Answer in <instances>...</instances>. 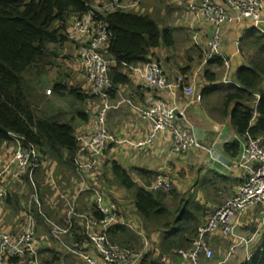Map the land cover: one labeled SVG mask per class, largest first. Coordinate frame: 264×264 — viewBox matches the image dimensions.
Returning a JSON list of instances; mask_svg holds the SVG:
<instances>
[{"label":"built area","instance_id":"built-area-1","mask_svg":"<svg viewBox=\"0 0 264 264\" xmlns=\"http://www.w3.org/2000/svg\"><path fill=\"white\" fill-rule=\"evenodd\" d=\"M93 8L103 12L122 11L139 13L145 0H95ZM186 17L191 22V42L199 49L202 60L194 76L200 73L211 60L219 58L224 63L223 83H234L230 78L231 56L222 50L223 26L237 21H250L251 27L264 33V0H187ZM211 24V36L205 41L201 32L194 28L198 19ZM70 55L76 60L90 85V93L96 111L88 129L78 131L76 140L78 150L74 157L78 180L67 188L62 187L54 175L53 161L41 152L39 146L26 142L23 136L10 133L13 147L10 151L4 148L5 155L0 156V264H49L41 260L38 252V222L34 209L43 217L50 227L49 244L56 242L73 255L80 257L85 264H140L150 248L151 240L141 231L144 242L143 250H133L110 240L108 232L114 226L135 227L126 210L102 190L100 183L94 179L102 167V159L108 143L120 141L110 132L108 112L112 108L109 90L112 87L110 69L115 60L106 56L105 50L112 39V32L107 23L97 18L93 11L82 18H72L68 29ZM240 43L238 40L237 44ZM130 71L140 80L143 87L158 92L168 91L175 94L177 90L195 98V82L187 84L183 74L174 78L166 73L163 65L155 59L137 63ZM48 93H51L48 90ZM257 96V101L260 96ZM178 108L164 98L158 99L149 107L142 108L140 113L150 123L147 140L130 142L133 148L152 144L166 131L172 132L171 153L182 155L191 149H205L210 153L217 142L207 148L189 130L183 128L178 119ZM242 156L236 166L244 172V180L234 195L211 213L205 224L199 227L198 236L190 249H179L163 255L160 261L169 263L174 256L186 264H200L201 259L211 260L214 255L208 238L219 236L231 239L232 249L245 245L248 247L264 225V211L261 224L249 237L236 233V228L252 208L261 205L264 210V136L253 137L248 131L244 134ZM121 143V142H120ZM40 170L47 172L49 185L54 190L50 203L61 206L60 220L53 218L45 210L41 197V188L37 181ZM24 180L32 188L28 201L23 204L24 219L18 232L5 223L7 201L10 186ZM172 181L159 172L149 187L153 192L170 191ZM83 195L89 197L92 207L100 218L89 210L79 208ZM77 234L83 235L88 249L72 246L69 240ZM251 254L249 255V257Z\"/></svg>","mask_w":264,"mask_h":264},{"label":"trees","instance_id":"trees-1","mask_svg":"<svg viewBox=\"0 0 264 264\" xmlns=\"http://www.w3.org/2000/svg\"><path fill=\"white\" fill-rule=\"evenodd\" d=\"M94 2L96 1L0 0L1 150L13 147L10 133H14L23 136L26 142L39 146L47 159L56 162L57 166L72 171L76 169L74 157L78 150L77 125L78 121L84 123L89 120V112L83 106L94 96L88 90L57 82L53 86V92L75 99L71 112L40 114L36 109L35 87L31 83L33 77L40 76L45 69L49 57L57 55L56 51L67 44V24L72 18H82L93 11L97 18L107 23L113 34L105 50L106 56L116 61L110 69L111 97L116 94L119 85L129 82L126 69L130 70L131 66L137 63L154 59V51L159 47L172 45L171 27L161 25L151 15L122 11L103 12L93 8ZM240 44L243 64L232 75L229 72L234 83L225 84L222 81L210 88H204L201 94L221 89L225 113H230L238 134L244 135L249 131L253 137L264 136V33L250 27L245 31ZM211 63L224 67L219 58H214L209 62ZM205 76L211 82L215 79L210 71H206ZM256 95L260 96L259 101ZM237 147L238 144L234 143L226 146V150L235 155ZM105 164L106 162L103 166ZM110 168L114 180L126 190L134 192L136 211L145 230L152 232L155 229H163L160 251L163 254H171L179 249H190L198 236L200 219L203 217L189 207L190 200H179L181 194L177 189L153 192L139 187L130 173L116 161L110 162ZM146 173H149L152 181L155 180L153 173ZM25 182L28 184L25 193L31 194L32 188L27 180L22 183ZM148 183L151 186L153 182ZM43 196L41 193L45 202ZM17 197L19 200L22 198L21 195ZM11 199L9 196L8 201ZM90 211L96 218H100V214L93 207ZM34 215L37 222H44L36 209ZM108 235L114 243L138 250L141 236L130 227L114 226ZM214 237L216 236L210 238ZM71 241L69 240L70 243ZM74 241L76 242L72 244L77 247L75 243H84L86 239L82 235H76ZM52 256L48 263L59 261L57 255ZM141 263L164 264L153 257L152 253H147ZM242 264H264V229L260 233V243L250 258Z\"/></svg>","mask_w":264,"mask_h":264},{"label":"crops","instance_id":"crops-1","mask_svg":"<svg viewBox=\"0 0 264 264\" xmlns=\"http://www.w3.org/2000/svg\"><path fill=\"white\" fill-rule=\"evenodd\" d=\"M170 4L164 3V19L168 22L172 29L173 43L170 46H161L154 52V59L163 65L166 73L170 78H174L177 74L185 76L187 84L195 82L196 96L191 99L186 96L182 90H177L175 94L168 91H154L143 87L140 80L129 70L126 73L129 76L127 84L119 85L114 96H110V103L112 108L108 112V127L110 132L121 142L108 143L102 159V169H99V174L96 175L94 181L99 184L102 179L107 184L104 187L110 192L112 199L119 202V204L126 210L131 222L134 223V232H143L152 242L147 253H152L153 257L160 258L163 254L161 248V234L163 229L153 230L148 232L145 230L144 224L137 214L134 192L128 191L120 186L113 178L111 173L110 162L116 161L125 168L139 187L149 189V181L153 182L148 175L153 173L154 177L161 172L168 177L176 189L181 194L179 197L188 200L190 197L195 198L199 204H203L206 210L202 214L201 225L208 220L209 213H213L216 209L221 207L228 198L234 195L240 184L244 180L245 172L236 166L237 161L242 156L243 145L246 142L244 135L238 134L236 128L231 121L230 113H225L224 98L221 89L210 90L209 93L202 95V91L206 87L220 84L225 75L224 67H220L217 63L207 65L196 76L197 69L202 60V54L191 42L192 27L186 17L187 0H166ZM145 2V1H144ZM151 11L153 10L150 7ZM146 12V9L141 12ZM72 20V19H71ZM172 20V23L171 21ZM70 28V21L67 24ZM251 27L250 21H237L232 24L223 26L222 50L231 56L230 74L237 70L243 64V58L240 53L241 44H237L238 40L241 42L245 31ZM194 28L201 32L203 40L207 41L211 36V24H208L204 19H198L194 23ZM67 29V32H68ZM65 45L69 49V45ZM191 44V45H190ZM74 60V59H73ZM73 63L75 68V76L78 78L77 84L82 85L83 90H90V85L84 73L81 70L79 63L75 60ZM210 71L215 79L213 82L208 81L205 74ZM164 98L173 103H176L178 108V119L184 129L189 130L193 136L198 138L207 148L217 142L213 147V152L210 153L205 149H191L182 155H174L171 153L172 146V132L166 131L160 134L152 144H147L141 148H133L130 142H137L147 140L150 133V123L140 113L142 108H146L154 104L158 99ZM94 100H89L88 112L90 118L87 122L78 121V131L86 130L91 125V120L96 111ZM252 103V102H251ZM253 104V103H252ZM91 110V112H90ZM234 143L238 144L235 155L227 152L226 146ZM6 147V145H4ZM7 151H10L6 147ZM106 162L105 167L103 166ZM53 171L62 187L67 188L72 185L73 181L78 180L77 177L70 179L72 170L57 166L54 162ZM101 170V171H100ZM140 171V173H139ZM45 170H40L37 174V181L41 192L44 195L45 210L53 218L60 220L61 206L51 204L50 201L54 196V190L49 185V180ZM111 181V183H109ZM152 184V183H151ZM11 201L19 200L18 195L25 193L28 190V184H12L10 186ZM49 195H52L49 198ZM128 198H131L132 205H128ZM22 200V198L20 199ZM11 201H7L8 203ZM19 202L14 206L13 211H19ZM92 207L89 197L83 195L80 200L79 208L89 210ZM23 209V207H22ZM12 216L14 213L12 212ZM254 211L251 210L243 217L242 222L236 228V233L241 234V228L249 225L253 221ZM11 222V221H10ZM258 223V221H256ZM19 227L12 228L13 232L17 233ZM44 220L42 224L38 222V228L44 229L46 234H50V227ZM199 226V227H200ZM37 229V232H39ZM42 232V231H40ZM39 234L44 237L46 234ZM139 234V233H138ZM80 235V234H77ZM140 235V234H139ZM83 236V235H82ZM141 236V235H140ZM245 236V235H244ZM84 237V236H83ZM76 238V237H75ZM75 238L72 239V242ZM142 238V236H141ZM222 238V237H221ZM250 238V237H249ZM38 252L42 261L47 262L52 260L53 254L58 256L56 264H70L71 258L75 255L63 248L56 242L49 244L48 242L39 241L37 237ZM87 244V243H86ZM82 243H75L80 249H88V246ZM76 247V248H77ZM253 252V251H252ZM44 255H47L44 258ZM226 260L220 261L218 264L224 263ZM142 262V261H141ZM162 262V261H160ZM164 264H186L179 257L174 256L169 263ZM53 264V263H51ZM142 264V263H140Z\"/></svg>","mask_w":264,"mask_h":264},{"label":"rangeland","instance_id":"rangeland-1","mask_svg":"<svg viewBox=\"0 0 264 264\" xmlns=\"http://www.w3.org/2000/svg\"><path fill=\"white\" fill-rule=\"evenodd\" d=\"M164 3H165V6L166 4H170V2L169 1L166 2V0H145V2L143 3V9H146V12L142 11L139 13L147 14V15L149 14L152 17H154L156 20H158L159 23H161V25L169 26L168 22L164 19V14H162V11L165 9L163 8ZM150 7L153 8L152 11ZM165 10L167 11L168 9H165ZM170 21L172 23V20ZM69 44H70V41L68 42V45ZM65 45L56 51L57 55H51L49 57V59L47 60V63L45 64V69L42 71L40 76L33 77V80L31 81L32 86L35 87L34 94H35V102L37 106L36 109L38 110L40 114L53 115L59 111H66V112L70 111L71 112L72 110L75 99L71 98L68 95H58L55 92H53V86L55 83L62 82L64 84H67L73 87L77 86L82 89V85L77 84L79 83L78 78L74 75L75 70L77 68H75L76 64L74 66L73 63H76V62L75 60H73L74 58H72V56L70 55V52L68 51L67 47H65ZM52 48H54V45L52 46ZM48 90H50L51 93H48ZM88 92L90 93V90H88ZM88 105H89V101L83 107L87 110ZM76 119H77L76 121L79 120L78 117ZM2 155H5V152L4 150L0 149V156ZM74 177H78L77 171L75 169L70 175V179L73 180ZM109 183H111V181ZM100 184L102 185L100 186L101 190L108 197H111L110 192L107 190L106 187H104V184H107V179H106V182H104V180L102 179ZM173 189L174 190L176 189L174 185L171 190ZM20 195L22 197V200H19L20 201L19 211H22V213H16V211H13L12 209L14 208V206L17 205L16 200L11 201L9 203L7 202V208H6L7 214L5 216V220H6L5 223L7 225H10L12 228L13 226L15 228L19 227V225L22 223L24 219V213H23L24 210L22 209L23 206L21 204H25L26 203L25 200H28L30 196V194H27V193H21ZM178 198L180 200V197ZM188 200H190L189 207L193 209L196 214L201 216L206 210V208H204V205L199 204L195 200V198L190 197ZM116 202L119 203L118 201ZM132 203L133 202L131 201V198H128V205H132ZM252 209L254 211L253 221L249 225H245L241 228V234L247 237H250L257 230V228L261 226V224L257 223L256 221H259L262 218L263 216L262 213L264 211L261 205L256 206ZM12 212L14 213L13 216L11 215ZM211 213H209V215ZM46 227L48 228V226ZM263 229H264V225L262 229L258 231L254 240L251 241V244L248 247H246L245 245H241V246H238L237 248L232 249L233 243L231 242V239L229 240L226 238H221L219 236H216L212 239L208 238L209 244L213 248L214 255L211 258V260H205L202 258L200 261V264H218L222 260H226V261L221 264H242V262L250 258L249 255L252 254V251H254L257 245L260 243V233ZM45 230L47 229L46 228L41 229V230L39 229L37 237H39V241L47 243L50 241V238L46 234L47 232H44ZM41 233H44L46 235L44 237L42 236L40 237L39 234ZM137 249L138 251L144 249V242H143V239L141 238H140V244L137 247ZM46 257L47 255H44V258ZM69 260H70L69 261L70 264H85V262L80 257H77V256ZM46 263H48V261ZM53 264H56V263H53Z\"/></svg>","mask_w":264,"mask_h":264}]
</instances>
